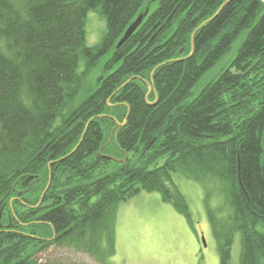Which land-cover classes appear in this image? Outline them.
I'll list each match as a JSON object with an SVG mask.
<instances>
[{"label":"trees","instance_id":"trees-1","mask_svg":"<svg viewBox=\"0 0 264 264\" xmlns=\"http://www.w3.org/2000/svg\"><path fill=\"white\" fill-rule=\"evenodd\" d=\"M225 1L0 0V264H39L67 240L111 256L119 203L141 191L193 222L175 174L203 187L221 264L237 233L240 264H264V1L231 0L210 20ZM90 11L106 22L94 45ZM113 128L140 164L96 177Z\"/></svg>","mask_w":264,"mask_h":264},{"label":"rangeland","instance_id":"rangeland-1","mask_svg":"<svg viewBox=\"0 0 264 264\" xmlns=\"http://www.w3.org/2000/svg\"><path fill=\"white\" fill-rule=\"evenodd\" d=\"M105 30V20L97 12L90 11L87 15L88 44L98 43ZM244 35L242 33L221 60L199 80L188 100L197 96L230 63ZM99 71L96 69L92 74L93 79H96ZM116 122L123 123L117 119ZM113 130L107 134L104 152L112 159L106 167L97 171L96 177L111 172L128 160L131 164H140L138 155L118 147L112 139ZM159 162L162 163L163 159ZM174 180L188 199L193 222L171 203L163 201L159 192L141 191L129 201L119 203L115 222V252L111 256L92 255L85 250V246L67 240L40 251L35 256L36 260L39 264H221L217 241L204 204L203 187L178 174L174 175ZM103 245H106L104 241L101 242ZM241 250V235L237 233L232 244L231 264H240Z\"/></svg>","mask_w":264,"mask_h":264},{"label":"water","instance_id":"water-1","mask_svg":"<svg viewBox=\"0 0 264 264\" xmlns=\"http://www.w3.org/2000/svg\"><path fill=\"white\" fill-rule=\"evenodd\" d=\"M231 0H226L224 2V4L220 7V9L217 11V13L223 8V6L230 2ZM264 1V0H263ZM148 14V9H146L145 12L141 13L136 19L135 21L127 28V30L125 31L124 35L122 36V38L118 41L117 43V48H120L130 37L131 35L135 32V30L140 26V24L143 22L145 16ZM212 18V17H211ZM210 18V20H211ZM193 53V51H192ZM191 53V55H192ZM190 56V55H189ZM148 96V95H147ZM125 123V122H124ZM122 123V124H124ZM240 161V160H239ZM239 175H240V162H239ZM50 183V182H49ZM240 183H241V186L242 188H244V185L242 183V180H241V176H240ZM204 240V238H203Z\"/></svg>","mask_w":264,"mask_h":264},{"label":"bare ground","instance_id":"bare-ground-1","mask_svg":"<svg viewBox=\"0 0 264 264\" xmlns=\"http://www.w3.org/2000/svg\"><path fill=\"white\" fill-rule=\"evenodd\" d=\"M220 11H221V10H220ZM220 11H219L218 13L216 12V13L212 16L211 19H214V18L220 13ZM238 173H239V172H238ZM240 176H241V173H240V175H239V179H240ZM241 180H242V179H241ZM50 181H51V179H50ZM50 181H49V182H50Z\"/></svg>","mask_w":264,"mask_h":264}]
</instances>
